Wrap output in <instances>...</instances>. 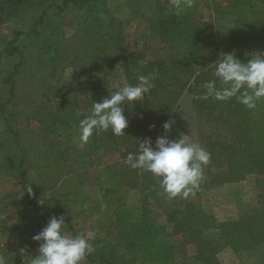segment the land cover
Instances as JSON below:
<instances>
[{"label":"rangeland","instance_id":"obj_1","mask_svg":"<svg viewBox=\"0 0 264 264\" xmlns=\"http://www.w3.org/2000/svg\"><path fill=\"white\" fill-rule=\"evenodd\" d=\"M63 1L22 5L0 27V50L12 31L26 33L15 44L23 61L11 99L6 79L20 56L0 61V257L30 264L39 254L32 237L63 216L67 234L95 247L83 264H264V218L261 233L238 224L264 211V100L250 110L261 135L255 146L243 143L250 159L227 164L223 147L237 131L228 120L236 99L209 96L208 110L197 98L221 53L234 52L243 63L264 53V0H194L180 14L168 0L165 20L156 12L162 0L90 1L83 8ZM246 27L263 36L246 44ZM153 73L151 93L124 106L125 136L100 133L81 142L79 122L92 103ZM168 121L169 140L188 134L211 153L195 195L169 199L157 178L123 163L144 138L154 146ZM248 161L253 170L245 174ZM26 183L33 204L50 203L32 206ZM240 239L248 243L239 247Z\"/></svg>","mask_w":264,"mask_h":264},{"label":"clouds","instance_id":"obj_2","mask_svg":"<svg viewBox=\"0 0 264 264\" xmlns=\"http://www.w3.org/2000/svg\"><path fill=\"white\" fill-rule=\"evenodd\" d=\"M193 3L194 0H173L172 6L176 14H180ZM250 55L251 58L243 63L234 52L221 53L215 61L214 79L206 82V93L197 98L207 100L213 96L222 102L235 98L246 109L255 110L257 103L264 100V53ZM155 79L154 73L140 76L135 85L125 83L101 102L92 103L90 114L79 122L81 142L87 143L94 134L109 131L116 137L125 136L123 130L128 120L124 106L144 100L155 87ZM172 123L163 124L164 135L156 138L154 146L151 138H144L138 142L136 151L129 152L123 161L131 169L146 171L157 178L169 199L195 195L204 179V169L211 162V153L192 142L188 134L169 140ZM32 239L39 243V254L31 258L30 264H83L95 252L93 243L85 236L67 234L63 216L51 217ZM0 264H6L3 257H0Z\"/></svg>","mask_w":264,"mask_h":264},{"label":"trees","instance_id":"obj_3","mask_svg":"<svg viewBox=\"0 0 264 264\" xmlns=\"http://www.w3.org/2000/svg\"><path fill=\"white\" fill-rule=\"evenodd\" d=\"M34 1H37V0H0V27L3 26V24H6L10 20V18L12 17L13 10L17 9L18 7H20L22 5L29 4V3H32ZM90 1L96 3V2L103 1V0H64L63 4H64V6H65V4H71L72 6H78L79 8H83ZM162 2L164 4V8H162L161 10H158L156 12L160 13V15L164 16L163 19L162 18L161 19L165 20L167 18H166V14H164V13L165 12L167 13L169 11V2H168V0H162ZM41 20L42 19H37L36 22H34V26L36 27L38 24H41ZM168 23H169L168 21L163 22L164 25H169ZM34 30L35 29L33 28L32 32ZM243 31H244V35H243L242 40L246 44H249L251 41H257L258 40V37L255 39H251L250 37H254L257 35H261V33H264V32H261V33L259 32L257 34H255V33L253 34L252 32H250L248 30L247 27L244 28ZM23 34L25 35L26 33L18 31V30L12 31L11 37H13V39L11 41H8L6 43V45L3 46V48L0 50V61L3 59V57L12 58V57H14V55L16 53H18V55L20 56V62L17 65H14L12 67L11 72L7 75V79H6L7 83L9 84V90H10L9 91V97H10V99L12 98L14 90H15V85H14V81H13L14 75L17 72V69L19 68V64H21V62L23 61L21 51L19 50V48L15 44L18 41L19 37H21ZM34 34H36V33L34 32ZM261 36H263V35H261ZM177 38L181 39L182 37L178 35ZM242 52L243 51H240V55ZM166 97H168V96H166ZM164 100H166V98H164ZM203 102H204V100H203ZM208 102H210V101H208ZM89 105H91V104H89ZM206 105L209 106L208 110L210 109V107L213 108V105L211 103L209 104V103L204 102L203 107ZM5 106L6 105L4 104L1 107L4 108ZM235 106L237 107V111L234 110L232 116H230L228 118V120H230V118L232 117L231 121L233 123L231 125L234 128H236L237 131L230 134V135H232V138L230 139V141H228V145H227L228 147H223L224 153L222 155L223 156L222 159H226L227 164L230 163L231 161H233V159L242 160V159L248 158V160H249L250 159V152L248 150V145L253 146L254 141L260 140L259 137L261 136V135L259 136L260 132H259V128L257 127L258 126V123H257L258 120L254 119V117L251 113L252 110L250 111V110L246 109L243 105H241L237 101H235ZM258 106H260V105L257 103V107ZM2 108H1V112H3ZM210 113L211 112H207L208 117L211 115ZM4 121L7 125H9L11 123L10 120L6 116L4 117ZM109 132L108 133H102V138H106L107 136H109ZM249 132H252L253 135L250 136ZM12 134L16 137V134L13 131H12ZM255 136H256V138L252 139ZM248 139L250 140L248 145L243 144L245 141H248ZM255 145L256 144L254 143V146ZM235 147H236V150H235ZM249 162L250 161H248V168L246 167L247 170L245 171V174L251 173L253 170V168H252L253 163L251 164V167H250ZM19 166H22V164H19ZM226 167H228V166L226 165ZM260 173H262V172H260ZM20 177H21V179L25 178L23 172L21 173ZM22 191L24 192V194L28 193L27 196L29 197V201L32 204V206L41 207L42 203L43 204H45L46 202L50 203V201H46V200L44 201L43 200L42 202H40L38 204H33L32 195H33V193L35 194V191L32 189V191L29 192L28 187H27V183L24 185L22 184ZM263 214H264V211L262 210L260 212L255 213L254 215H251V216L247 217L246 219L240 221L238 224L245 222L244 227H247V229L254 227V228L258 229L259 233H261L263 229H262V223L260 222V219H261V217L264 218ZM249 233L250 232L248 231V234ZM229 239L232 242H236L234 240V237H229ZM247 243L248 242L245 241V239H240L238 241V244H239L238 246L240 247L242 244L246 245ZM250 243H251V245H254V243H252V242H250ZM243 248H246V247L243 246Z\"/></svg>","mask_w":264,"mask_h":264}]
</instances>
